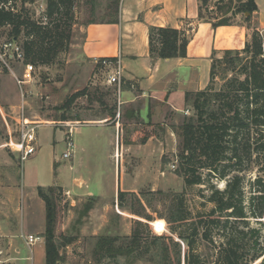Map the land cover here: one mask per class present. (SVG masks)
I'll return each mask as SVG.
<instances>
[{
  "label": "crops",
  "instance_id": "obj_1",
  "mask_svg": "<svg viewBox=\"0 0 264 264\" xmlns=\"http://www.w3.org/2000/svg\"><path fill=\"white\" fill-rule=\"evenodd\" d=\"M215 2L212 0L207 9L210 16L220 18ZM199 6V0H121L117 24L88 26L83 56L93 63L100 59H118L123 68L119 116L110 117L109 111H105L106 123L74 128L72 136L77 137L73 141L80 142L73 143L71 178L65 174L59 176L58 163L52 155L49 174L54 177L50 184L43 185L35 177L28 188L17 184L2 187L7 198L0 199V264H45V206L37 196V188H61L66 196L63 201L68 204L67 214L80 205L92 203V209L77 226V242L73 243L100 236H129L125 229L123 235L120 231L128 216L118 211V194L137 192V172L141 170L149 179L163 175L158 163L159 149L154 150L153 146L159 147L156 144L159 141H175L172 133L159 139L153 129L164 126L167 113L176 116L182 113L187 93L207 88L201 89L200 77L206 68L211 77L213 60L220 59L226 51H242L250 37L259 31L255 12L250 16L235 14L228 26L214 28L212 22L199 21ZM149 27L185 31L190 37L186 57L152 60L149 57ZM260 29L264 31V27ZM176 95L180 98L178 96L173 103L171 98ZM121 109H124L122 121ZM123 124L142 125L151 132L143 134L134 129L130 133L128 126ZM69 222L68 216L67 224ZM26 236L40 238L32 254L26 246ZM72 246L61 247L59 254L65 251L69 256Z\"/></svg>",
  "mask_w": 264,
  "mask_h": 264
},
{
  "label": "trees",
  "instance_id": "obj_2",
  "mask_svg": "<svg viewBox=\"0 0 264 264\" xmlns=\"http://www.w3.org/2000/svg\"><path fill=\"white\" fill-rule=\"evenodd\" d=\"M78 1L45 0L43 16L36 20L26 8L33 0H0V29H10L11 41L19 43V39L22 40L20 47L24 64L50 66L67 48ZM107 1L106 9L112 19L100 24H117L121 0ZM211 1L199 0L198 19L212 22L214 28L228 26L235 14L250 16L256 11L255 0H218L215 3L216 11L222 17L215 18L210 16L207 9ZM88 2L93 13L97 0ZM92 24L97 23H88ZM189 38L182 30L149 27V57L152 60L185 58ZM251 40L252 43H247L242 51H226L223 58L212 61L211 77L216 76V63H225L228 70L235 74L225 80L218 91L209 85L203 91L187 93L184 98L186 103L192 100L194 112L192 117L183 119L179 128L182 141L176 156L180 162L176 174L183 180L184 192L206 184L199 173L201 171L207 172L208 181L216 179L224 182L225 186L223 190L211 188L208 197L201 195L213 206L207 213L192 215L186 210L182 213L184 195L174 197L171 203L174 204L171 209H174L171 210L168 224L170 230L185 242L187 251L183 257L184 264L208 262L200 257L196 243L211 246L214 251L211 264H264L261 230L250 227L249 223L250 219L261 220L264 217V165L260 171L263 175L250 183L247 202L244 179L240 175L244 172L243 165L248 164L254 154H261L264 160V58L261 42L255 33ZM242 54L249 55L244 65L240 63ZM74 98L68 99L65 105L72 104ZM108 116H114L112 111L108 112ZM61 118L65 120V117ZM36 193L45 206V264H62L59 250L71 242L59 246L55 239L57 197L63 191L55 187L37 188ZM127 194H118V208H125L123 201ZM92 206L91 202L86 203L80 217L86 216ZM81 220L77 221V225ZM258 224L262 226L260 221ZM178 230L183 231L179 233ZM109 238L96 237L95 252L113 241ZM129 238L130 249L138 248L139 232L133 230ZM161 252L166 262L168 249L162 247ZM179 254L175 258L176 264L182 263Z\"/></svg>",
  "mask_w": 264,
  "mask_h": 264
},
{
  "label": "rangeland",
  "instance_id": "obj_3",
  "mask_svg": "<svg viewBox=\"0 0 264 264\" xmlns=\"http://www.w3.org/2000/svg\"><path fill=\"white\" fill-rule=\"evenodd\" d=\"M88 3V0H80L76 3L67 48L58 55L52 65L47 67L34 66L33 81L23 89L25 93L24 111L20 110V90L13 76V74L20 76L22 67L13 61L4 59V63L0 60V199L7 198L2 187H11L17 184L21 188H28L35 177H38L43 185L50 184L49 181L54 177L49 174L52 169L50 168V157L52 155L58 163L59 176L65 174V176L71 178V175H73L70 170L72 160L71 158L68 160L62 159V155L66 152L65 139L68 129L63 125L80 126L83 124L106 123L103 117L105 111H114L115 118L119 114V96L115 87L107 85L105 69L87 60L82 54L88 23L93 21L100 24L112 19L109 17L111 13L106 9L108 1L97 0V6L93 13ZM255 4L257 26L259 27V31L255 34L261 42L262 58H264V31L260 29L264 27V0H255ZM26 8L34 14L36 20L40 19L45 10V0H33L32 4L26 5ZM217 16L221 17V14H217ZM251 39L252 36L249 40L250 44L252 43ZM21 41L19 39V45ZM7 42H11L10 29L7 27L1 28L0 54L2 53V45ZM220 58H223V55ZM248 58L249 55L242 54L240 56L241 65H244ZM215 69L216 76H214V79L210 77L208 68L203 70L200 77L201 89H205L206 86L208 88L211 85V89L218 91L225 80L235 76L233 72L231 73L228 70L225 63H216ZM239 78L241 79V77ZM73 96L75 98L72 104L66 106L68 99ZM178 96H172L171 101L176 102ZM191 101L184 103L182 113L177 116L167 113L165 123H163L164 126H158L152 131L157 134L159 139L172 133L175 136V141H159L156 143L159 147L153 146L154 150L159 149L158 157L160 159L158 163L161 164L160 168L163 170V175H159L156 179H149L144 176L143 170L137 172L138 190L125 196L123 202L126 211H122L120 208L118 210L128 216L126 225H122L120 231L123 235L122 232L125 229L129 236H120L119 238L117 236H109L110 238L107 236L113 241H109L108 246L100 251L96 250L98 252H95L98 241L96 238L78 240L80 243H73L77 242V226L79 225H77V221L82 219L80 215L84 208L80 205L77 210L67 214L68 204L63 201L66 196L60 194L57 197L56 244L60 246L62 243L67 244V241H71L69 244L73 245L70 248L71 253L69 256L65 255V251L61 252L62 264H176L175 258L179 253V256L182 257L181 264H184L183 257L187 251L185 242L170 230L168 224L172 214L171 210L174 209H171L174 205L171 204L175 199L174 197L184 195L185 209L184 207L181 208L182 213L185 210L192 215L207 213L213 206L208 204L201 195L208 197L211 188L223 190L225 187L224 182L216 179L208 181L207 172L201 171L199 173L206 180V184L189 188L184 192L183 180L176 174L179 171L180 163L176 156L182 141L179 128L183 119L192 117L194 114ZM120 111V121H122L124 109ZM21 117H24L29 124L41 125L36 129V139L39 143H37L35 155L22 163L18 159L17 149L19 119ZM61 117H65V120ZM142 128V125H131L128 126L127 130L130 129V133H133L134 129L141 130L143 134L151 132ZM76 137L77 135L72 136V141ZM79 142L73 141L75 144ZM250 143H254V141H250ZM259 155L254 154L248 160V164L243 165L244 172L240 174L243 176L245 183V202L250 198V183L263 175L260 171L264 165V160L261 157L262 155ZM97 157L100 159L99 155ZM258 157H260V160ZM96 163L98 165L99 161H96ZM153 165H156L155 160ZM139 166H143V164L139 163ZM127 168H130L129 163ZM67 215L70 219L68 224ZM259 221L262 226H259ZM249 223L252 228H260L261 238L264 242V217L261 220L250 219ZM133 230H137L140 236L139 247L135 250L130 249L129 245V237L132 235ZM178 231L182 233L183 230ZM195 246L201 255L200 257L208 261L205 264H211L214 259V251L211 246L207 247L203 243H196ZM162 247L168 249V260L166 262L162 259V256H164L161 252ZM21 264L29 263L21 262Z\"/></svg>",
  "mask_w": 264,
  "mask_h": 264
},
{
  "label": "built area",
  "instance_id": "obj_4",
  "mask_svg": "<svg viewBox=\"0 0 264 264\" xmlns=\"http://www.w3.org/2000/svg\"><path fill=\"white\" fill-rule=\"evenodd\" d=\"M216 2L218 0H215ZM215 2V3H216ZM2 53L0 54V60L4 62L5 60L13 61L21 65L22 73L20 76L13 74L16 84L20 90L21 105L20 110L24 111L25 107V93L24 87L29 85L33 81L34 67L30 64H24L23 53L21 47L15 41L7 42L1 47ZM5 63V62H4ZM96 64L102 66L107 73L106 83L110 87H115L117 90V95L119 96L120 87L122 84L123 68L118 59H100L95 61ZM133 88V86H132ZM117 114L116 117H118ZM67 129V136L65 139L66 152L62 155V159L68 160L72 157V151L74 149V144L72 141L73 129L77 125L65 124L63 125ZM41 127V125H33L26 122L24 117L19 119V131H18V159L20 163L25 162L29 158L35 155L37 151V139H36V129ZM67 195V193H66ZM40 242L39 237L26 236L25 243L26 246L32 254V248ZM1 255V253H0Z\"/></svg>",
  "mask_w": 264,
  "mask_h": 264
},
{
  "label": "water",
  "instance_id": "obj_5",
  "mask_svg": "<svg viewBox=\"0 0 264 264\" xmlns=\"http://www.w3.org/2000/svg\"><path fill=\"white\" fill-rule=\"evenodd\" d=\"M214 79V77H212Z\"/></svg>",
  "mask_w": 264,
  "mask_h": 264
}]
</instances>
